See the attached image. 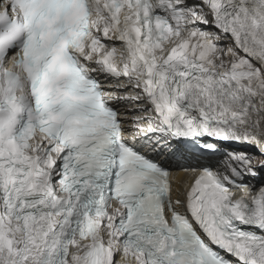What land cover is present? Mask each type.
I'll return each instance as SVG.
<instances>
[{
  "label": "snow or ice",
  "instance_id": "snow-or-ice-1",
  "mask_svg": "<svg viewBox=\"0 0 264 264\" xmlns=\"http://www.w3.org/2000/svg\"><path fill=\"white\" fill-rule=\"evenodd\" d=\"M211 140L264 156V0H0V264H264V159L151 158Z\"/></svg>",
  "mask_w": 264,
  "mask_h": 264
},
{
  "label": "bare ground",
  "instance_id": "bare-ground-1",
  "mask_svg": "<svg viewBox=\"0 0 264 264\" xmlns=\"http://www.w3.org/2000/svg\"><path fill=\"white\" fill-rule=\"evenodd\" d=\"M249 151H252L251 148H248ZM192 181V177L188 175V173L184 172H177L174 178V186H173V196L177 197L181 200L184 199V194L190 187ZM117 259L119 257L117 256Z\"/></svg>",
  "mask_w": 264,
  "mask_h": 264
}]
</instances>
